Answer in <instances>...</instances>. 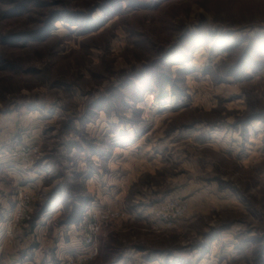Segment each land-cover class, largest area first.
<instances>
[{"label":"rangeland","instance_id":"374dc122","mask_svg":"<svg viewBox=\"0 0 264 264\" xmlns=\"http://www.w3.org/2000/svg\"><path fill=\"white\" fill-rule=\"evenodd\" d=\"M120 262L264 264V0H0V264Z\"/></svg>","mask_w":264,"mask_h":264},{"label":"crops","instance_id":"0c3cea01","mask_svg":"<svg viewBox=\"0 0 264 264\" xmlns=\"http://www.w3.org/2000/svg\"><path fill=\"white\" fill-rule=\"evenodd\" d=\"M118 264H121V262H120V263H118Z\"/></svg>","mask_w":264,"mask_h":264},{"label":"built area","instance_id":"2783aa9c","mask_svg":"<svg viewBox=\"0 0 264 264\" xmlns=\"http://www.w3.org/2000/svg\"><path fill=\"white\" fill-rule=\"evenodd\" d=\"M114 213H112V215H113Z\"/></svg>","mask_w":264,"mask_h":264},{"label":"trees","instance_id":"16d2710c","mask_svg":"<svg viewBox=\"0 0 264 264\" xmlns=\"http://www.w3.org/2000/svg\"><path fill=\"white\" fill-rule=\"evenodd\" d=\"M250 120V119H249Z\"/></svg>","mask_w":264,"mask_h":264}]
</instances>
